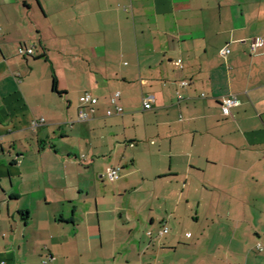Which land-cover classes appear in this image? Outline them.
<instances>
[{"label": "crops", "instance_id": "crops-1", "mask_svg": "<svg viewBox=\"0 0 264 264\" xmlns=\"http://www.w3.org/2000/svg\"><path fill=\"white\" fill-rule=\"evenodd\" d=\"M1 261L264 264V0H0Z\"/></svg>", "mask_w": 264, "mask_h": 264}, {"label": "built area", "instance_id": "built-area-1", "mask_svg": "<svg viewBox=\"0 0 264 264\" xmlns=\"http://www.w3.org/2000/svg\"><path fill=\"white\" fill-rule=\"evenodd\" d=\"M262 45V39L260 37H256L250 44V50L251 53H254L259 47ZM16 51L18 54L27 56L33 54V49L32 47L27 46L24 43L18 44ZM219 53L222 56H226L229 53V49L227 47H223L219 50ZM188 81L187 80H182L180 82L181 86L187 85ZM119 97V92H115L112 97L110 98L111 103L114 105V111L108 110L106 113L107 115H111L112 113L115 114H121L122 112V107L119 106L116 103L117 98ZM84 104L86 105V108L81 107L78 111V120H87L89 119V116L91 113L94 112V105L97 103V99L93 97L90 93H85L84 98H83ZM151 101L152 97L147 96L143 98V108L144 109H150L151 108ZM236 103V100L234 97H225L221 100L220 106H221V111L224 115H229L230 114V108ZM43 119L41 118L40 120H35L32 122V127H35L39 123H41ZM108 180L114 181L118 179L119 177V168L117 167H110L106 169L105 172ZM167 232V227H163V229L159 232L160 235L163 233ZM0 264H5L4 261H1Z\"/></svg>", "mask_w": 264, "mask_h": 264}, {"label": "trees", "instance_id": "trees-1", "mask_svg": "<svg viewBox=\"0 0 264 264\" xmlns=\"http://www.w3.org/2000/svg\"><path fill=\"white\" fill-rule=\"evenodd\" d=\"M52 88L54 91H56V81L54 78H53Z\"/></svg>", "mask_w": 264, "mask_h": 264}, {"label": "rangeland", "instance_id": "rangeland-1", "mask_svg": "<svg viewBox=\"0 0 264 264\" xmlns=\"http://www.w3.org/2000/svg\"><path fill=\"white\" fill-rule=\"evenodd\" d=\"M162 229H163V228H162ZM162 229H161V230H162ZM163 234H164V233H163Z\"/></svg>", "mask_w": 264, "mask_h": 264}]
</instances>
